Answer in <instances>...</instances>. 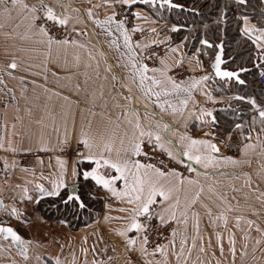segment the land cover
I'll use <instances>...</instances> for the list:
<instances>
[{
    "label": "crops",
    "instance_id": "obj_1",
    "mask_svg": "<svg viewBox=\"0 0 264 264\" xmlns=\"http://www.w3.org/2000/svg\"><path fill=\"white\" fill-rule=\"evenodd\" d=\"M227 1L232 2L237 9L242 4L237 0ZM27 2L32 4L36 0ZM48 2L54 3L58 13L61 11L54 0ZM68 2L71 19L67 30L73 43L50 42L34 28L29 32L31 16L26 14L23 5L13 7L8 0L0 3V69L7 68L13 60L17 64L16 69H9L10 72L0 71V135L4 137L6 146L0 149V196L6 205L17 207L22 214L17 218L9 211L2 210L0 223L12 226L26 241L31 242L25 258L11 240L0 236V264H56L57 258L61 264H145L148 259L154 260V264L155 261L160 264H184V259H187L188 264H264V132H261L258 114L253 106L235 98L237 95L254 97L258 104L264 105V95L248 88L251 82L249 76L246 85H240L234 80L218 79L210 72L207 76L211 79L201 80L199 87L182 93L189 102L182 106L181 111L175 114H170L168 110L161 111L141 88L135 73L130 72L131 62L143 64L140 53L152 42L168 44L169 53L158 61L156 65L159 68L152 74L160 82V89L172 88L168 69L179 64H185L192 71L205 69L213 45H202L201 40L205 37L196 44L192 41L187 44L189 27L180 26L184 32L179 37L181 29L172 30L178 24L157 19L145 8V3H136L128 8L125 5L132 4V0ZM261 2L264 6V0ZM5 6L10 8V12L2 11ZM122 6L129 9L134 19V27L126 25L131 52L128 51L129 45L124 44V24H112L113 34L109 35L95 23V18L104 20L110 16L119 21L115 14L117 8ZM88 9H92V12L86 11ZM133 12L137 13L135 17ZM248 16L252 23L264 26L261 23L264 17L259 22ZM117 27L121 31H117ZM73 28L80 31H73ZM135 29H141L145 36L132 42L131 33ZM249 40L254 46L260 77L264 74V57L259 56L255 42ZM197 80L200 78L184 84L188 86ZM203 109L214 110L215 124L208 117L205 118L207 123L199 119ZM153 112L156 113L155 117ZM230 114L236 118L234 123L227 120ZM253 116H257V122L251 142L256 146L243 157L249 163L200 169L201 172L208 171V176L201 174L197 177L199 184L186 181L183 187L177 183L174 173L169 172L163 177L151 174V182L171 188L174 196L179 195L182 205L191 201L199 187L204 188L200 202L194 209L199 213L198 217L193 213L186 225L171 223L172 227L176 226L180 231L177 233L176 247L168 246L166 255L157 253L154 257H142L138 251L130 250V246H126V237L121 236L119 230L127 228L134 219V209L138 204L128 203L127 197L113 196L94 180H86L82 176L77 177L75 183L82 190L88 188L92 196L101 200L99 216L77 230L61 224L57 233L45 238L33 233L32 228L40 216L36 212L33 218L29 217L34 212V205L37 200L53 196L37 195L38 189L32 182L42 183L51 189V181L61 172V165L66 164L69 186L73 184L71 171L78 168L82 172L95 166L91 162L78 164L79 157L68 160L61 155L65 148L77 143H81L82 151H88L81 141L82 132L90 137L91 150L98 158L105 155L116 161L125 155L132 142L140 138L141 131L156 128L157 117H163L175 130L171 139L178 140L181 133L207 138L220 147L221 153L240 158L242 153L237 146L242 148L248 141L244 140L234 125L243 123L246 133L248 127L252 126ZM208 132L214 133V137L205 136ZM257 133H260L259 139ZM164 136L169 139L167 130ZM106 145L112 148L110 154L104 152ZM12 146L30 148L32 151H45L42 149L47 147L48 154L36 157L33 165L25 171L18 160V154L24 151L13 153L7 149ZM4 157L10 163L15 160L18 166L5 171ZM39 158H42L43 163ZM184 159L189 166L199 168L193 162H187L186 157ZM101 172L117 174L103 167ZM88 183L93 186L89 188ZM25 184L33 200L20 198L21 189L16 186ZM116 186L122 189L123 181L116 182ZM221 195L227 198V202L221 199ZM229 205L231 210L227 211ZM208 209H211V214ZM225 211L226 225L221 215ZM238 216L242 219L237 220ZM249 221H254L250 228ZM50 224L48 220L43 222L44 226ZM257 226L260 230H257ZM249 230L256 231V238H235L236 252L233 258L230 251L232 233ZM258 232H261L260 235ZM182 234L187 235L188 244L184 257L178 260L176 252L179 251ZM127 235L137 236V233L130 230ZM193 236L196 237L195 247H192ZM169 240L164 244L167 245ZM221 243L223 251L219 247ZM247 246H251L249 250L245 249Z\"/></svg>",
    "mask_w": 264,
    "mask_h": 264
},
{
    "label": "snow or ice",
    "instance_id": "obj_2",
    "mask_svg": "<svg viewBox=\"0 0 264 264\" xmlns=\"http://www.w3.org/2000/svg\"><path fill=\"white\" fill-rule=\"evenodd\" d=\"M4 0H0V3ZM11 6L15 7L18 5H23L26 14L31 16V25L28 29L31 32V29H36L38 33L46 36L50 42L55 43H73L74 41L70 38V35L67 33L69 27V21L71 17L68 13L69 2L68 0H54L56 4H59L61 11L58 13L54 3H49L48 0H36L35 3L29 4L27 0H8ZM238 3L246 4L247 0H237ZM136 3H145L150 4L152 7H159L161 10H166L170 8H176L183 10V5L174 2V0H132V4L125 5L128 8H131ZM2 11L10 12V8L5 6ZM89 13L92 12V9L86 10ZM227 9L222 13L225 23L227 22ZM119 13H116L117 17ZM137 13L133 12L135 17ZM95 18V17H93ZM242 21V26L239 29L244 37L251 39L255 42V46L259 49V56L264 57V26H258L255 23L251 22V19L248 15H243L240 17ZM126 17L119 19L117 21L114 17H109L108 19L101 20L95 18L96 25L104 29V32L111 35L112 24H124L125 25V35H124V44L129 45L128 51L131 52L130 47V37L126 34ZM38 22V23H37ZM264 24V21L261 22ZM103 25H109V27L104 28ZM2 26V25H0ZM57 27L64 29L63 34L57 36L53 31ZM136 31H141V29H135ZM173 31H179L180 25L173 26ZM73 31L79 32V29L73 28ZM117 31H121L117 27ZM113 43H115L113 41ZM201 44L204 46L212 47L209 39L204 38L201 40ZM119 48V45H116ZM218 53L215 56L214 63L212 67L214 68V75L219 78H235L240 84H243L244 81L240 78V73L247 71V69L241 68L237 71L228 70L223 67L225 61L223 59V43L217 45ZM199 51V49L197 50ZM16 61L13 60L11 64L0 71L10 72L9 69H16ZM159 68V65L150 67L149 64H138L135 61L131 62L130 72L135 73V78L139 81L141 88H143L152 98L154 105L158 106L161 111L168 110L170 114H175L178 111L182 110V106L188 104V98L186 95H183V92L191 91L194 88L200 86V82L207 81L211 77L205 75L200 78V80L194 81L191 85L186 86L183 81L172 80V88L160 89V82L157 80L156 76L153 75V71ZM170 69H168V72ZM151 73V75H149ZM154 89H156L154 91ZM238 100H245L253 106V110L258 114L259 126L261 132H264V105L258 104L254 97H247L242 95H237L235 97ZM153 116H156V113H152ZM206 117L210 118L213 124L216 123V116L214 110L203 109L200 112L199 119L207 123ZM157 127L152 129H147L140 132V138L132 142L128 149L125 152V155L119 160L112 161L108 156L102 155L99 158L91 150L92 145L90 143V137L86 132L81 133V141L84 147L88 148V151H82L78 154L77 163L91 162L94 164V167H89L84 169L82 172L76 168L74 171H71L72 182L75 184L77 177L82 176L84 179L94 180L95 183L99 186H102L104 189L108 190L113 196L120 198H128V203H136L138 207L134 209L135 216L134 219L129 223L127 228H121L119 234L123 237H126V246H130V250L138 251L142 257H154L157 253L161 255L167 254L168 246L173 248L176 247V237L177 233L180 231L178 227L173 226L169 228L171 239L168 241V244L163 243L156 244L155 247L149 251L148 245L149 241V229L152 228V221L158 220L160 226L168 227L169 224L174 223L175 225L188 224L190 215L195 213L198 217L199 213L195 212V206L200 202L201 195L204 192L203 186L199 187L198 190L194 193L193 198L186 205L181 204V199L179 195L173 194L171 188H165L162 185H159L155 182H151V174L155 173L161 177L166 176L169 172L176 174L177 183L183 187L185 182L189 184H199V177L201 174L208 176V171L201 172L200 169H209L215 168L218 166L231 165H241L244 163H249L243 157L248 155L250 149L255 148V144L252 143V133L255 130V125L257 122V116L252 118V126L248 127L247 132L245 133L243 129L245 125L239 123L234 125L238 132L241 133L245 141L248 143L243 144L241 148L237 146L238 150L242 153L240 158L234 157L231 155H226L221 153L220 147L213 143L212 140L207 138H197L190 136L186 133L179 134L178 140L171 139V134L175 130L170 127V124L165 122L163 117H157ZM15 127V125H13ZM167 130L169 139H165L164 133ZM214 133L208 132L205 136H213ZM260 133H257V139H259ZM230 139V137H229ZM5 140L2 135H0V149H5ZM158 148L161 153L166 154L169 158L168 164H164L161 160L157 163H152L151 161L155 158L156 153L153 151ZM8 150L15 153L17 151L31 152L30 148H16L15 146L7 147ZM42 150L47 151V147H43ZM112 151L111 146L106 145L104 152L110 154ZM187 158V162H193L196 166H188L187 171L189 175L184 176L182 172H179L178 169L172 166L174 161L177 165H185L186 161L184 158ZM143 158V159H142ZM40 162L43 163L42 158H39ZM58 160L60 157L57 158ZM100 161H105L100 163ZM18 165L13 160L9 162L7 157L3 158V167L7 171L9 168H16ZM105 170L111 169L114 170L116 175H112L110 172H101V168ZM27 171V168L24 169ZM33 175L35 172L33 171ZM68 176L69 169L66 164L61 165V172L57 174L56 179L51 181V189L46 188L42 183H32L36 184L38 189L37 195L40 193L43 196H57L61 194V190H66L68 188ZM123 181V188H117L116 182ZM17 188L21 189L20 198H27L28 200H33V196L29 195V188L27 184L17 185ZM42 198V197H41ZM159 198V199H158ZM221 199L227 202V198L221 195ZM38 202V200H37ZM65 203L75 202L78 207L86 208L87 205L82 198L80 193H77L75 187H73L71 192H66ZM159 206V207H158ZM0 210L9 211L12 215L19 218L22 214L15 206H8L5 204L4 199L0 196ZM125 210V209H124ZM231 210L230 205L227 211ZM211 214V209H208ZM227 211L222 213V218L227 223ZM237 220L242 219V217H236ZM253 222L249 221L251 225ZM130 230H135L137 236H128L127 233ZM197 230H198V220H197ZM257 230H260L257 226ZM0 234H3L4 238H11L13 242L21 245V254L27 258L28 245L30 241H26L18 231L12 226H5L0 223ZM192 247H195L196 237H191ZM139 242V248L137 249V244ZM259 242V241H258ZM188 244L187 235L182 234L179 244V251L176 252V257L180 260L184 257L186 250V245ZM220 250L223 251V244L219 245ZM190 255V249H188ZM203 251V248H201ZM230 251L235 256V237L234 235L230 239ZM247 253L245 252V255ZM56 264H61L60 260L56 259ZM145 264H154V260L148 259L145 261ZM155 264H160L159 261H155ZM184 264H188L187 259H184Z\"/></svg>",
    "mask_w": 264,
    "mask_h": 264
},
{
    "label": "trees",
    "instance_id": "obj_3",
    "mask_svg": "<svg viewBox=\"0 0 264 264\" xmlns=\"http://www.w3.org/2000/svg\"><path fill=\"white\" fill-rule=\"evenodd\" d=\"M177 3L183 5V10L170 8L161 10L159 7L145 4V8L150 10L157 17L156 12L163 14L165 20L176 23L182 27H189L187 44H196L202 37L209 39L213 45L210 52V58L214 59L218 51L217 45L223 43L225 58L229 62L225 65L228 69L238 70L247 69L241 75L246 85V78H251L248 88L264 95V85L258 80L261 73L256 65V54L253 43L244 37L240 32L241 19L243 15H250L253 19L260 22L264 17V6L261 0H247L246 4H239L238 10L240 15H233L230 11L233 3L227 0H177ZM227 9V22L225 23L222 13ZM180 28L179 37L184 30ZM258 83V85L256 84ZM237 84H240L237 82ZM242 84V85H243ZM241 85V84H240ZM259 86V88H257ZM238 115V114H236ZM230 114L227 120L234 123L236 118ZM233 118V119H232ZM89 188L93 185L88 183ZM68 189L63 190L59 197H44L34 205V212L29 217H34L37 212L39 220L32 228L33 233L40 238L57 233L61 224H66L69 229L77 230L80 227L96 219L101 213V200L90 194L88 188L80 189V194L84 199L87 207L80 208L75 202L65 203V195ZM50 221V226H44V221ZM49 233V234H48ZM45 234V235H43Z\"/></svg>",
    "mask_w": 264,
    "mask_h": 264
},
{
    "label": "built area",
    "instance_id": "obj_4",
    "mask_svg": "<svg viewBox=\"0 0 264 264\" xmlns=\"http://www.w3.org/2000/svg\"><path fill=\"white\" fill-rule=\"evenodd\" d=\"M231 13L233 15L239 16L238 9L235 5H233L230 9ZM119 15L117 16L118 19H122L126 17V25L129 28L134 27V19L126 7H118ZM38 23V22H37ZM57 36L63 34L64 29L57 27L53 30ZM68 33V30H67ZM69 34V33H68ZM145 36V33L143 31H136L133 30L131 33V41L136 42L139 39L143 38ZM170 51V47L168 44L165 43H156L152 42L148 44L140 53V60L143 64H149L150 67L155 66L158 61L166 56ZM211 62L212 60L210 58L207 59V66L205 69L190 70L185 64H179L174 66L170 72L169 76L171 80H177L187 82L192 79L201 78L202 76L207 75L208 73L212 72L211 70ZM259 81L264 85V74L260 75ZM156 155L155 158L151 161L152 163L163 161L164 164H168L169 158L166 156V154L161 153L158 148L153 150ZM82 152V145L81 143H77L76 145L70 146L65 148L61 155L66 159H73L75 157H78V154ZM47 151H31V152H21L18 154V160L21 166L28 168L33 165L34 159L38 156H45L47 155ZM143 159V158H142ZM172 166L176 167L179 172H182L184 175H189L187 171V167L189 166L187 163L185 165H177L175 162H172ZM171 227V224L168 225V227H162L159 224L158 220L152 221V228L149 229L148 235H149V245L148 249L152 250L156 244L165 243L168 240L169 235V228Z\"/></svg>",
    "mask_w": 264,
    "mask_h": 264
},
{
    "label": "water",
    "instance_id": "obj_5",
    "mask_svg": "<svg viewBox=\"0 0 264 264\" xmlns=\"http://www.w3.org/2000/svg\"><path fill=\"white\" fill-rule=\"evenodd\" d=\"M174 2L177 3V0H174ZM217 53H218V51H217ZM217 53H216V54H217ZM216 54H215V56H216ZM214 59H215V57H214ZM223 59H224V61H225L223 67L226 68V69H228L227 67H225V65L229 62V59L225 58L224 47H223ZM213 63H214V60H213L212 63H211V69H212V71H213V73H214V68L212 67V64H213ZM228 70H231V69H228ZM238 70H239V69H238ZM232 71H237V70H232ZM245 72H246V71L240 73V78H241V80H243L242 77H241V75H242L243 73H245ZM217 78H218V79H222V80H225V79H227V80H234L235 82H238V81L235 80V78H219V77H217ZM238 83H239V82H238ZM73 187H75L77 193H80V186H79L78 183H75L74 185H73V184H70V185L68 186V192H71L72 189H73ZM1 211H2V210H0V212H1ZM4 225H5V226H10V225H7V224H4ZM18 233H19V232H18ZM0 236H2V237L4 238L3 234H0ZM7 239L11 240V238H7ZM11 242L13 243V245L15 246L16 249H18V250L21 251V248H22L21 245L17 244L16 242H13L12 240H11Z\"/></svg>",
    "mask_w": 264,
    "mask_h": 264
},
{
    "label": "rangeland",
    "instance_id": "obj_6",
    "mask_svg": "<svg viewBox=\"0 0 264 264\" xmlns=\"http://www.w3.org/2000/svg\"><path fill=\"white\" fill-rule=\"evenodd\" d=\"M153 8V7H152ZM116 11H118V8H117V10ZM156 14H157V19H159L160 20V18L161 19H165L164 17V15L163 14H160V13H158V12H156ZM190 30L191 29H189L188 28V32H190ZM32 215V214H31ZM253 223H254V221H252ZM252 225V224H251ZM250 224H248V228H250V226H251ZM248 228H247V230H248ZM255 231V230H254ZM245 232H247V233H245ZM240 231V232H233L232 233V236L234 235V237L235 238H240V239H255L256 238V231L255 232H253L252 230H249V231ZM260 233L261 232H258V235H260ZM170 232H169V235H168V240L170 239ZM250 247L251 246H247V247H245V249L246 250H249L250 249Z\"/></svg>",
    "mask_w": 264,
    "mask_h": 264
}]
</instances>
